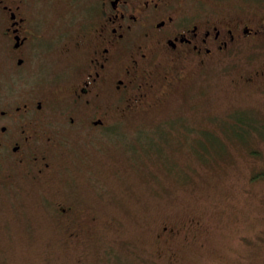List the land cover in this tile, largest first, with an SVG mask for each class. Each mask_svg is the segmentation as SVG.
Instances as JSON below:
<instances>
[{
	"label": "rangeland",
	"instance_id": "1",
	"mask_svg": "<svg viewBox=\"0 0 264 264\" xmlns=\"http://www.w3.org/2000/svg\"><path fill=\"white\" fill-rule=\"evenodd\" d=\"M53 53L37 61L45 72L59 64ZM222 66L196 71L160 107L110 130L80 143L61 137L57 172L40 182L14 166L10 185L0 165V264H264V177L252 179L264 168V132L252 155L218 128L236 111L264 127V95L240 89L242 65ZM170 121L210 129L225 155L203 161L187 142L157 146L152 128L167 134ZM42 197L78 213L56 214ZM164 226L182 230L168 245L155 237Z\"/></svg>",
	"mask_w": 264,
	"mask_h": 264
},
{
	"label": "flooded vegetation",
	"instance_id": "2",
	"mask_svg": "<svg viewBox=\"0 0 264 264\" xmlns=\"http://www.w3.org/2000/svg\"><path fill=\"white\" fill-rule=\"evenodd\" d=\"M51 51L59 64L45 72L37 61ZM224 60L242 65L241 90L264 95V0H0L8 184L14 166L33 182L54 175L61 137L80 143L158 108L196 71ZM42 204H56L59 215L79 210L46 197ZM180 233L164 226L155 237L168 245Z\"/></svg>",
	"mask_w": 264,
	"mask_h": 264
},
{
	"label": "trees",
	"instance_id": "3",
	"mask_svg": "<svg viewBox=\"0 0 264 264\" xmlns=\"http://www.w3.org/2000/svg\"><path fill=\"white\" fill-rule=\"evenodd\" d=\"M183 87L184 85L175 88L173 93L177 91L181 92ZM243 113L236 111L233 112L232 114L227 115L226 117H223L221 121L218 123L219 124L218 128L222 133H224V131H230L232 135L238 139V140L235 139L236 143L240 142L245 144V147L250 154L257 155L259 152L253 150L249 144L251 142L253 144V140L260 141V134L264 132V130L262 131L264 127H260V124L259 125L256 124L255 120L258 121L259 119H255L253 115L249 116L247 113L244 114ZM179 114L183 115V113H179ZM176 117L177 116H174L171 120H174ZM178 119H183V118L178 116ZM177 123L178 122L170 121L169 123L170 129L168 127L166 129L167 134H165L159 128H152V129H157L156 132H158V134L160 133V141L156 143L157 146H159L160 142L164 140H168L169 146L176 143L184 144L185 142H187L190 148L192 149L195 157L200 158L203 161H208L205 160L206 155L210 156V154H213L214 158L222 157L225 155L226 152L224 153L223 151V148L221 146L222 145L221 141L218 139L217 135L214 132L210 131V129L203 128L197 130V129H193V127L189 125L188 127L183 128L185 124L184 126H180ZM169 131H173L174 133H176V135L171 134ZM241 149H243V151L247 153L246 149L243 146L241 147ZM166 162L167 164H169V167L171 168L173 163L167 159ZM255 171L256 170H253L252 174ZM260 176L264 177V168L262 170H258V172L252 175V179L259 178ZM252 181H257V180H252ZM191 222L192 221H190V223ZM189 226H192V223L189 224ZM171 228L175 229V227H171Z\"/></svg>",
	"mask_w": 264,
	"mask_h": 264
}]
</instances>
